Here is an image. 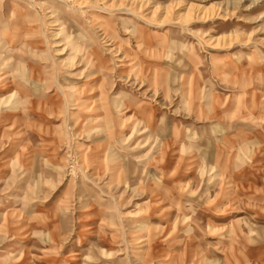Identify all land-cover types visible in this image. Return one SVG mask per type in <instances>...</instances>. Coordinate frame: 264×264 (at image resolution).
Returning a JSON list of instances; mask_svg holds the SVG:
<instances>
[{"label":"rangeland","instance_id":"obj_1","mask_svg":"<svg viewBox=\"0 0 264 264\" xmlns=\"http://www.w3.org/2000/svg\"><path fill=\"white\" fill-rule=\"evenodd\" d=\"M0 264H264V0H0Z\"/></svg>","mask_w":264,"mask_h":264}]
</instances>
